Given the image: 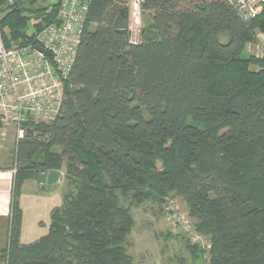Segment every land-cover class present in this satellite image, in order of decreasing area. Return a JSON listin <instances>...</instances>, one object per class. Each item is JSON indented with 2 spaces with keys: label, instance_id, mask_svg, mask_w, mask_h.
I'll return each mask as SVG.
<instances>
[{
  "label": "trees",
  "instance_id": "obj_1",
  "mask_svg": "<svg viewBox=\"0 0 264 264\" xmlns=\"http://www.w3.org/2000/svg\"><path fill=\"white\" fill-rule=\"evenodd\" d=\"M27 2L2 19L7 45L56 21ZM144 9L132 44L127 6L91 0L61 111L27 123L16 141L4 264H136L131 206L170 193L209 238V264H264V56H245L264 34V5L250 20L226 0H145ZM51 170L70 189L49 232L22 243V184Z\"/></svg>",
  "mask_w": 264,
  "mask_h": 264
},
{
  "label": "built area",
  "instance_id": "obj_2",
  "mask_svg": "<svg viewBox=\"0 0 264 264\" xmlns=\"http://www.w3.org/2000/svg\"><path fill=\"white\" fill-rule=\"evenodd\" d=\"M57 1L56 21L36 32L26 44L18 40L7 45L1 27L8 7L17 0L0 5V126L14 127L16 141L27 135V123L55 119L66 98L65 84L83 37L91 0ZM121 1L128 8L129 41L137 44L141 40L145 0ZM226 1L245 20L255 17L264 5V0ZM177 220L197 244L203 239L182 217Z\"/></svg>",
  "mask_w": 264,
  "mask_h": 264
},
{
  "label": "rangeland",
  "instance_id": "obj_3",
  "mask_svg": "<svg viewBox=\"0 0 264 264\" xmlns=\"http://www.w3.org/2000/svg\"><path fill=\"white\" fill-rule=\"evenodd\" d=\"M24 5L27 7L26 10L45 8L44 11L46 13L52 10L55 13L58 11L57 0H33L32 3L28 0ZM35 21L36 19L33 18L30 25H34ZM143 28L144 23L142 30ZM32 31H34V28L30 27L29 32ZM228 35V32L222 33L220 40L226 42ZM248 53L259 57L264 56V34L259 36V40L256 43L248 44L245 56ZM37 122H42V120L37 119ZM15 147L14 127L0 126V168L11 169L12 167L17 171ZM60 174L61 178H63L62 182L57 187L56 185L50 186V190L57 192L56 190L59 188L58 192L64 194L68 188L70 189V184L65 178L64 171ZM45 184L48 185L49 183ZM47 192L49 191L41 188L34 190L33 194L39 197H48ZM120 199L122 204L126 206L131 202L129 199L121 197V195ZM30 210H32V206ZM34 210V216L37 214L41 215L39 210ZM131 212L134 216L135 224L129 236L127 249L136 264H209L211 247L209 238L202 234L203 239L197 244L194 236L184 232L182 223L177 220V218L182 217L183 221L189 224L192 230H196L195 221L189 215L187 204L180 197L170 193L160 202L149 199L139 205H132ZM193 245L200 247L202 249L201 252L198 251L197 254H192L190 247Z\"/></svg>",
  "mask_w": 264,
  "mask_h": 264
},
{
  "label": "crops",
  "instance_id": "obj_4",
  "mask_svg": "<svg viewBox=\"0 0 264 264\" xmlns=\"http://www.w3.org/2000/svg\"><path fill=\"white\" fill-rule=\"evenodd\" d=\"M16 170L10 168H0V249H4L8 244L9 224H10V205L13 194V181ZM46 185L39 183L36 178L27 179L21 187L19 203L23 211L20 239L22 243H31L39 240L49 232L52 210L60 206L63 202V194L50 190V186H58L62 182ZM45 188L46 196H35L34 190ZM32 206V210L30 207ZM39 210L41 215L34 216L35 210ZM0 264H4L0 261Z\"/></svg>",
  "mask_w": 264,
  "mask_h": 264
},
{
  "label": "water",
  "instance_id": "obj_5",
  "mask_svg": "<svg viewBox=\"0 0 264 264\" xmlns=\"http://www.w3.org/2000/svg\"><path fill=\"white\" fill-rule=\"evenodd\" d=\"M36 180L42 184L45 183L55 184L60 180V172L56 170H51L48 172H40L36 175Z\"/></svg>",
  "mask_w": 264,
  "mask_h": 264
}]
</instances>
